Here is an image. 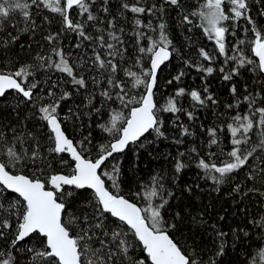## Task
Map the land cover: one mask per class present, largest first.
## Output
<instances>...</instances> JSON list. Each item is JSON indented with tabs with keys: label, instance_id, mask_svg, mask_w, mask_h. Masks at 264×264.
<instances>
[{
	"label": "trees",
	"instance_id": "trees-1",
	"mask_svg": "<svg viewBox=\"0 0 264 264\" xmlns=\"http://www.w3.org/2000/svg\"><path fill=\"white\" fill-rule=\"evenodd\" d=\"M225 39L205 31L217 2ZM218 36V34H217ZM264 0H0V74L31 90L0 99V162L50 188L75 173L56 116L86 159L104 157L142 104L159 46L172 52L154 95L157 123L107 159V189L137 204L189 264H264ZM62 222L81 264H152L134 233L88 189L64 187ZM24 201L0 185V264H59L46 240L17 241Z\"/></svg>",
	"mask_w": 264,
	"mask_h": 264
},
{
	"label": "water",
	"instance_id": "water-1",
	"mask_svg": "<svg viewBox=\"0 0 264 264\" xmlns=\"http://www.w3.org/2000/svg\"><path fill=\"white\" fill-rule=\"evenodd\" d=\"M85 1L64 0L67 17ZM222 34L223 30H219L218 35ZM253 55L261 72L264 73V40L254 48ZM171 56V50L163 46L157 47L153 52L150 62L151 73L142 104L132 109L120 138L111 144L104 157L97 160L84 158L74 142L65 134L59 119L50 116L47 124L54 136L56 151L65 152L75 162V173L72 176L62 174L52 176L50 188L47 189L41 181L32 180L22 174H12L0 162V185L20 197L27 208L17 236L18 242L39 234L46 240L49 255L59 264H81L76 241L62 222L64 205L57 200V193L62 192L64 187H75L92 191L103 211L134 233L152 264H189V258L183 254L170 235L165 231L154 230L137 204L124 196L113 195L100 175L107 159L124 153L129 145L139 142L154 129L157 123L154 112L157 79L161 69L170 62ZM10 92L17 93L26 100H30L32 95V91L25 89L15 76L0 74V99Z\"/></svg>",
	"mask_w": 264,
	"mask_h": 264
},
{
	"label": "rangeland",
	"instance_id": "rangeland-1",
	"mask_svg": "<svg viewBox=\"0 0 264 264\" xmlns=\"http://www.w3.org/2000/svg\"><path fill=\"white\" fill-rule=\"evenodd\" d=\"M222 18V13L220 9V4L217 2H214L209 9L203 14L202 17V22L204 24L205 31L209 33V31L213 34L216 35V41L219 43L221 41H224L225 36L224 32L222 36H217L219 30H223L221 28L220 21Z\"/></svg>",
	"mask_w": 264,
	"mask_h": 264
},
{
	"label": "bare ground",
	"instance_id": "bare-ground-1",
	"mask_svg": "<svg viewBox=\"0 0 264 264\" xmlns=\"http://www.w3.org/2000/svg\"><path fill=\"white\" fill-rule=\"evenodd\" d=\"M154 112H155V110H154ZM63 175V174H62ZM72 237V236H71ZM76 241V240H75ZM77 244V243H76ZM79 248V247H78ZM80 253V252H79ZM80 262H81V254H80Z\"/></svg>",
	"mask_w": 264,
	"mask_h": 264
}]
</instances>
